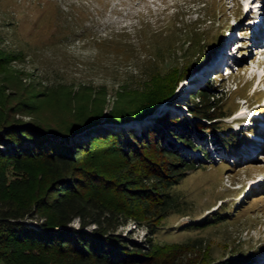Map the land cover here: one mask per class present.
Masks as SVG:
<instances>
[{
  "label": "rangeland",
  "instance_id": "obj_1",
  "mask_svg": "<svg viewBox=\"0 0 264 264\" xmlns=\"http://www.w3.org/2000/svg\"><path fill=\"white\" fill-rule=\"evenodd\" d=\"M248 3L0 0V53L16 55L0 65L4 114L48 134L49 129H55L57 134L50 133L53 142L73 149L91 145L95 136L113 133L128 150L131 136L144 137L148 130L156 131L160 142L170 144L173 131H179L181 125L169 126V122L184 117L193 121L188 118L191 94L213 83L217 90L224 88L225 108L232 112L223 119L231 128L227 134L233 131L242 137L239 129L244 124L238 125L237 118L246 122L255 112L256 118L264 119V54H254L257 50L253 49L248 25L251 11L244 8ZM202 38L205 42L200 41ZM216 40L220 42L214 43ZM238 40L243 41V50L235 53L231 45ZM205 45V63L185 71ZM229 56L238 64L230 76L224 70ZM251 59L258 61L252 64ZM175 68L182 76L162 90L165 74ZM159 96L165 97L143 116L126 121L110 118L116 110L133 111ZM98 108L102 116L97 123L74 136L66 135L68 125ZM199 136L193 131V139L209 151V159L180 144L178 148L189 160L205 165L189 172L174 188L186 201L187 210L166 217L165 226L151 241L146 225L134 220L121 226L118 233L137 243L153 242L162 264H173L174 260L175 264H202L254 251L260 255L252 264H264V143L253 152V147H259L257 143L239 150L220 142L212 144L214 138L209 135ZM97 141L93 140L92 148L100 143ZM89 152L84 159L90 167L116 164V155L99 152L94 156ZM18 177L25 180L14 186ZM7 179L3 193L15 195L22 205H31L46 192L52 177L43 160L31 159L21 170L10 166ZM225 206L228 210L223 220L203 227L195 225L215 216V212H224ZM37 219L26 220L39 226ZM72 225L79 226V219ZM41 256L38 250L20 251V257L37 258L38 264H61L53 257Z\"/></svg>",
  "mask_w": 264,
  "mask_h": 264
},
{
  "label": "trees",
  "instance_id": "obj_2",
  "mask_svg": "<svg viewBox=\"0 0 264 264\" xmlns=\"http://www.w3.org/2000/svg\"><path fill=\"white\" fill-rule=\"evenodd\" d=\"M193 40L195 38L188 43V49ZM218 41L214 43L218 44ZM206 46L198 50L195 60L185 71L205 63ZM0 54V65L16 56L12 52ZM176 69L165 74L167 82L161 84L162 90L180 79L182 75ZM223 90H217L211 83L199 88L197 94H191L188 118L192 117L193 121L187 117L172 119L168 125L178 124L181 128L173 131L170 144L160 142L157 132L148 130L144 137L131 136L128 150L122 147L118 136L113 133L95 136L93 140L100 141L95 148H92L93 140L89 142L91 145H78L75 149L53 142L50 133L57 134L55 129H49L48 134L30 124L12 120L4 114L0 103V264L40 263L37 258L20 257L21 249L26 248L38 250L42 256L53 257L61 264H162L153 242L130 241L118 230L129 220H134L146 225L151 241L165 226L166 217L187 210L186 201L174 188L189 172L205 165L198 164L193 158L189 160L178 150L179 144L192 152L197 151L203 159L208 158L207 149L193 139V131H198L202 138L203 135L213 137L215 142L226 148H239L244 137L248 140L245 132L244 137L235 135L233 131L227 134L231 128L223 119L230 117L232 112L225 108ZM161 96L146 100L144 105L133 111L116 110L110 118L126 121L143 116L165 97ZM99 110L68 125L66 135L74 136L78 131L91 128L101 119ZM88 151L94 156L99 152L116 155V164L112 165L113 168L90 167L84 159ZM31 159L43 160L52 180L46 192L34 200V205H22L15 195L2 190L9 184L8 168L24 169ZM121 169H126V172ZM23 180L18 177L13 185L17 186ZM224 210L195 225L203 227L223 220L228 210L226 206ZM28 217H38L39 226L29 223ZM75 219H79V226L72 225ZM90 226L93 227L89 229ZM254 252L202 264H252L258 255Z\"/></svg>",
  "mask_w": 264,
  "mask_h": 264
},
{
  "label": "bare ground",
  "instance_id": "obj_3",
  "mask_svg": "<svg viewBox=\"0 0 264 264\" xmlns=\"http://www.w3.org/2000/svg\"><path fill=\"white\" fill-rule=\"evenodd\" d=\"M260 31H264V29H263V27L261 26L260 27ZM240 42V41H239ZM241 42H242V44L241 45H243L244 43H243V41L241 40Z\"/></svg>",
  "mask_w": 264,
  "mask_h": 264
}]
</instances>
